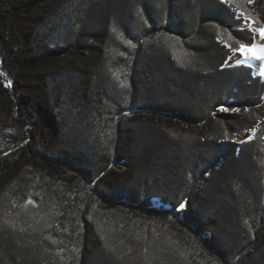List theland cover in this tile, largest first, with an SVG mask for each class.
I'll use <instances>...</instances> for the list:
<instances>
[{
	"label": "trees",
	"instance_id": "trees-1",
	"mask_svg": "<svg viewBox=\"0 0 264 264\" xmlns=\"http://www.w3.org/2000/svg\"><path fill=\"white\" fill-rule=\"evenodd\" d=\"M244 19L264 0H0V264H264Z\"/></svg>",
	"mask_w": 264,
	"mask_h": 264
},
{
	"label": "rangeland",
	"instance_id": "rangeland-1",
	"mask_svg": "<svg viewBox=\"0 0 264 264\" xmlns=\"http://www.w3.org/2000/svg\"><path fill=\"white\" fill-rule=\"evenodd\" d=\"M262 1V0H261ZM240 18H242L243 16L240 14L239 15ZM104 26L103 25H99V28L103 29ZM239 29L242 30H249L251 32H253V36H254V42L253 45H249V46H255L256 49V55L252 56L251 54H249L248 56H245L241 51L240 48L237 49L236 51L234 50L232 52V54L230 55L229 59L227 60V62L225 63V67L226 66H234V65H240L243 63H246L248 65H251L254 69V75L255 76H262L264 77V59H261L260 57H264V39L261 38L260 36V32L258 29L254 28L252 21L249 19H244V22L241 26L238 27ZM190 47H195L194 46V42L189 44ZM197 45V47H207L208 49L212 50V47L209 46L210 43L207 41H202L201 43L195 44ZM239 61V62H238ZM234 100V99H233ZM237 104V103H234ZM233 103H231V105H234ZM257 106H260L264 109V94L262 95L261 99L259 100V103H257ZM252 106H249V108ZM247 110H250V109ZM238 109H235L234 111H231L230 108L228 107V105L225 106H221L217 109V111L215 113H237ZM250 131V132H249ZM252 131L254 130H247L246 132H237L235 134V142L240 143L244 140V138L249 135ZM128 168V163L126 162H121V164L117 167V171L119 172H123L125 170H127ZM155 207H159L160 208V203H156ZM188 207V202H186L182 207L181 210L185 211L186 208Z\"/></svg>",
	"mask_w": 264,
	"mask_h": 264
},
{
	"label": "snow or ice",
	"instance_id": "snow-or-ice-1",
	"mask_svg": "<svg viewBox=\"0 0 264 264\" xmlns=\"http://www.w3.org/2000/svg\"><path fill=\"white\" fill-rule=\"evenodd\" d=\"M260 36L262 39H264V29H260ZM240 51L245 55L248 56L249 54H251L252 56L256 55V49L255 46H244L242 45L240 48ZM261 59H264V57H260ZM239 62V61H238Z\"/></svg>",
	"mask_w": 264,
	"mask_h": 264
},
{
	"label": "water",
	"instance_id": "water-1",
	"mask_svg": "<svg viewBox=\"0 0 264 264\" xmlns=\"http://www.w3.org/2000/svg\"><path fill=\"white\" fill-rule=\"evenodd\" d=\"M0 61H1V65L3 67V69L5 70V74L2 72V69H1V65H0V74L4 80V82H6V86L9 87L10 89H12L13 87V79L11 78L10 74L8 73V71L5 69L4 67V64H3V59H2V56L0 54ZM10 81V82H9ZM17 98V97H16Z\"/></svg>",
	"mask_w": 264,
	"mask_h": 264
},
{
	"label": "bare ground",
	"instance_id": "bare-ground-1",
	"mask_svg": "<svg viewBox=\"0 0 264 264\" xmlns=\"http://www.w3.org/2000/svg\"><path fill=\"white\" fill-rule=\"evenodd\" d=\"M257 52V51H256ZM164 55H166V54H164ZM167 57V56H166ZM198 57V56H197ZM197 59V58H196ZM166 63H168V62H166ZM0 65H1V61H0ZM166 66V65H165ZM1 69H2V72L5 74V70L3 69V67H2V65H1ZM139 74V73H138ZM10 82V81H9Z\"/></svg>",
	"mask_w": 264,
	"mask_h": 264
}]
</instances>
